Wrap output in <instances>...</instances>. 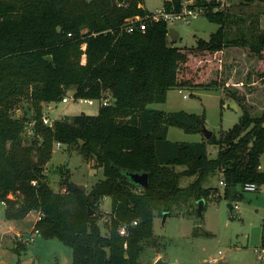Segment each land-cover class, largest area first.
Returning <instances> with one entry per match:
<instances>
[{"label": "trees", "instance_id": "trees-1", "mask_svg": "<svg viewBox=\"0 0 264 264\" xmlns=\"http://www.w3.org/2000/svg\"><path fill=\"white\" fill-rule=\"evenodd\" d=\"M181 2L172 0L177 8ZM143 3L0 0V201L7 200L8 219L41 212L40 234L72 246L73 264H140L145 241L155 235L156 210L171 213L182 202L204 199L213 189L206 181L215 174H222L228 198L239 194V188L231 193L233 186L264 184V107L256 112L244 94L229 90L243 110L238 122L219 136L175 141L168 138L171 125L200 132L205 116L152 106L165 102L173 88L229 85L224 58L230 46L249 48L258 58L255 72L264 82V28L259 18L242 17L229 6L214 10L213 2L197 0L207 6L204 15L220 27L196 45H176L169 23L162 20L149 19L146 30L119 33L126 18L150 12ZM214 60L218 76L207 82ZM69 90L75 98L111 96L113 103L101 104L96 114L63 116L52 127L45 125L44 104L61 101ZM24 99L28 106L16 115ZM32 118L40 138L26 142L25 127ZM58 141L79 147L102 168L103 176L90 190H73L64 167L59 171L66 190L50 185L45 168ZM209 144L217 146L216 156L209 155ZM177 165L185 168L179 171ZM134 171L149 173L148 187L132 181ZM183 176L195 178L182 186ZM11 192L17 193L16 200L8 198ZM106 197L111 198L109 233L102 231V214H90ZM122 225L127 228L124 234Z\"/></svg>", "mask_w": 264, "mask_h": 264}, {"label": "rangeland", "instance_id": "rangeland-1", "mask_svg": "<svg viewBox=\"0 0 264 264\" xmlns=\"http://www.w3.org/2000/svg\"><path fill=\"white\" fill-rule=\"evenodd\" d=\"M143 1V6L149 11H155L165 5V0ZM229 10L242 17L248 15L259 18L260 27L264 28L263 2L245 3L230 0ZM239 23V21L234 22L236 26ZM168 26L170 30L175 29L180 34L175 41L176 45L192 46L196 45L199 38L209 39L211 33L215 32L220 24L202 14L192 18L189 23L174 21L169 22ZM257 62L258 58L251 54L248 47L230 46L226 49L224 58L225 78L229 85L197 90L173 88L169 90L165 102H155L152 106L165 111L186 110L204 115L205 125L219 136L221 131L229 129L238 122L243 113L242 107L230 95L229 90L244 94L246 102L253 108L256 107V112L264 107L262 94L264 82L255 72ZM217 64L218 60H214L213 70L206 78L207 82L217 78ZM72 92L69 90L66 95L69 96ZM102 103L101 99H95L90 103L80 98L70 97L68 102L61 100L50 104L45 103L44 111L53 119L63 116L71 118L83 112L96 114ZM27 106V100H22L15 114H22ZM25 134L26 142L30 141L32 137H29L26 131ZM168 138L175 141L207 139L202 131L187 132L177 125L170 126ZM208 151L210 156H216L218 148L216 145L209 144ZM262 166L264 167V154ZM61 167L68 169L72 184L83 186L86 190H90L91 186L103 176L102 168L97 166L96 160L87 158L79 147L63 144L58 148L55 143L52 158L47 162L46 169L50 185L57 191L66 190V185L61 183L62 177L59 171ZM176 168L181 171L185 166L177 165ZM221 175L215 174L206 181V185L213 186V189L204 198L201 213L198 210V201L191 200L175 205L171 213L167 212L166 218H164L163 208L156 210L155 235L145 241V250L140 258V264H152L159 255L167 264H210L207 261L220 252L225 259L224 264H264L262 245L264 190L249 191L240 186L239 194L234 198H228L225 195L224 185L220 183ZM194 178L183 176L180 183L182 186H187ZM229 202L233 203L232 208ZM5 207L6 205L0 201V264L74 263L72 246L58 237L46 238L39 233L35 234V240L29 243L24 240L35 223L36 211L29 212V215H26L27 220L21 222L9 219L7 225ZM93 210L102 214L99 221L102 231L109 233L111 198L106 197L99 208H93ZM24 221H27L29 225V230L26 228L28 231L17 228L18 225L25 223ZM8 227L9 230H7Z\"/></svg>", "mask_w": 264, "mask_h": 264}, {"label": "built area", "instance_id": "built-area-1", "mask_svg": "<svg viewBox=\"0 0 264 264\" xmlns=\"http://www.w3.org/2000/svg\"><path fill=\"white\" fill-rule=\"evenodd\" d=\"M204 2H213L214 5V10H218V9H226L227 6H229L230 4V0H203ZM168 2L171 3V5L165 4L164 6H162L161 8H158L155 11H150L148 14L146 15H140V14H136L133 16H130L128 18H126L121 24H119L118 26V32L119 33H123V32H133L137 29H141V30H146L147 28V24H148V20H155V21H166V22H174V21H183L186 23H189L191 21L192 18L197 17L199 15L205 14V12H207V6L206 5H200L197 3V0H182L181 2V6L179 8L176 7V5L174 3H172V0H168ZM112 32H114V30L111 28L110 29ZM69 35H71L72 33L69 32ZM185 96H188V94H184ZM71 98H75L73 92L71 93V95H65L62 99L63 102H68L69 99ZM83 99L85 101H88L90 103H92L95 99L93 98H80ZM103 103L102 104H111L113 103V98L111 96L105 97L102 99ZM51 102H49L50 104ZM42 119L45 125H48L50 127H52L54 125L55 119L56 118H52L50 117L44 110H43V114H42ZM36 123L37 120L35 118H32L31 120H28L26 123V133L27 135L30 137H36L39 136V134H37L36 131ZM57 147L59 148L61 145H63L62 142H56ZM45 173L48 174V170L45 168ZM37 182L34 181L33 184H36ZM220 183L222 185H225V182L223 179L220 180ZM244 189L245 190H249V191H256V190H260L263 189L264 190V184H257L255 182H248L244 185ZM8 198L16 200L17 199V193L16 192H11L8 195ZM2 203L4 205H7V200H3ZM42 218V213L36 211V220L35 223L32 227V230L29 234L26 235V237L24 238V240L29 243L33 240H35V234H39L40 233V229L37 226V221H39ZM134 224L137 223V220H135L133 222ZM127 228L126 225H122L120 227V232L122 234L126 233ZM224 257L222 255V252H220L217 256L210 258L207 263L210 264H224Z\"/></svg>", "mask_w": 264, "mask_h": 264}, {"label": "water", "instance_id": "water-1", "mask_svg": "<svg viewBox=\"0 0 264 264\" xmlns=\"http://www.w3.org/2000/svg\"><path fill=\"white\" fill-rule=\"evenodd\" d=\"M59 29H61V27H59ZM169 35H170L171 40L173 42H175L176 40H178V38L180 36L179 32L177 30H175V29L170 30L169 31ZM48 58L51 59L52 56L51 55H48ZM234 106H236V104ZM202 132H204V134H205V136L207 138L212 137V135L214 133L213 130L209 129L205 124L202 127ZM130 177H131V179H132L133 182H135L136 184H139L142 187H148L149 184H150L149 173L146 172V171H142V172H139V171L130 172ZM71 187H72L73 190H75L77 188V186L74 185V184H71ZM235 190H238V187L237 186H233V188L231 190V193L233 194V192ZM228 204H229V206L231 208L233 207V203L232 202H229ZM198 205H199L198 210L201 213L202 212V209L204 207V199H200L198 201ZM89 208H90V206H89ZM93 213H94V210H90V214H93ZM167 214H168L167 211L164 212V218H166ZM154 264H167V263L165 261H163L161 258H159L158 260H156V262Z\"/></svg>", "mask_w": 264, "mask_h": 264}, {"label": "crops", "instance_id": "crops-1", "mask_svg": "<svg viewBox=\"0 0 264 264\" xmlns=\"http://www.w3.org/2000/svg\"><path fill=\"white\" fill-rule=\"evenodd\" d=\"M28 215H29V214H28ZM28 215H27V216H28ZM27 216H26L24 219H21V220L13 219V221H20V222H21L22 220H27ZM6 219H7V223H6V224L8 225V224H9V223H8V220H9V219H8V218H6ZM24 222H25V223L20 224V226L18 225L17 228H19V230H24V229H25L26 231H28V230H29V227H28L29 225L27 224V221H24ZM18 224H19V223H18ZM26 228H27L28 230H27ZM9 229H10V228L8 227L7 230H9ZM19 230H18V231H19ZM18 231H17V232H18ZM159 258L162 259L161 255H159V256L157 257V259H155V260L153 261V263H155L156 260H158ZM162 260H163V259H162ZM153 263H152V264H153Z\"/></svg>", "mask_w": 264, "mask_h": 264}]
</instances>
